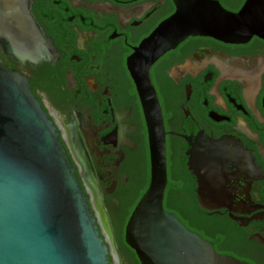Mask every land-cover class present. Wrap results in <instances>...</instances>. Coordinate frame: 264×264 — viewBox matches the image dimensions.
<instances>
[{"label":"flooded vegetation","instance_id":"obj_1","mask_svg":"<svg viewBox=\"0 0 264 264\" xmlns=\"http://www.w3.org/2000/svg\"><path fill=\"white\" fill-rule=\"evenodd\" d=\"M25 1L44 36V58L22 61L0 44V64L29 79L58 128L111 264H131L120 256L116 228L126 232L150 185L152 162L128 63L176 12V0ZM214 1L233 13L248 2ZM150 76L166 130L165 209L217 253L264 264V37L246 43L190 37L162 56ZM197 160L199 174H213L209 199L190 166ZM190 208L199 212L193 222L180 211Z\"/></svg>","mask_w":264,"mask_h":264},{"label":"water","instance_id":"obj_2","mask_svg":"<svg viewBox=\"0 0 264 264\" xmlns=\"http://www.w3.org/2000/svg\"><path fill=\"white\" fill-rule=\"evenodd\" d=\"M176 5L128 63L146 116L152 173L127 223L125 242L140 264H248L217 253L165 209L166 130L150 69L190 37L228 43L264 37V0H248L239 13L214 0ZM0 44L22 61L43 60L44 36L25 0H0ZM199 161L190 166L209 199L213 174H199ZM109 255L58 128L29 79L0 64V264H111Z\"/></svg>","mask_w":264,"mask_h":264},{"label":"trees","instance_id":"obj_3","mask_svg":"<svg viewBox=\"0 0 264 264\" xmlns=\"http://www.w3.org/2000/svg\"><path fill=\"white\" fill-rule=\"evenodd\" d=\"M181 213L188 219L187 221H195L198 219V210L194 209V208H190V209H183L180 210ZM177 214L179 211H175ZM182 218V217H180ZM183 222H185V224H187L185 219H182ZM116 243L118 245L119 248V252H120V256L122 258V260H126L127 262H130L131 264H140L136 253L126 244L125 242V231H124V226L120 225L117 226L116 228ZM112 262V261H111Z\"/></svg>","mask_w":264,"mask_h":264},{"label":"bare ground","instance_id":"obj_4","mask_svg":"<svg viewBox=\"0 0 264 264\" xmlns=\"http://www.w3.org/2000/svg\"><path fill=\"white\" fill-rule=\"evenodd\" d=\"M67 139H68L69 143H71L70 138L68 136H67ZM99 215H100V218H101V224L103 226L105 234L107 235L108 240L111 241V234H110V230H109L108 224L105 221V219H104L103 215L101 214V212H99Z\"/></svg>","mask_w":264,"mask_h":264}]
</instances>
